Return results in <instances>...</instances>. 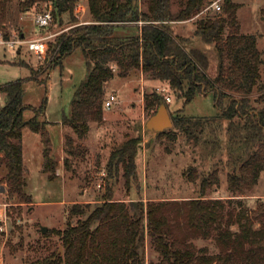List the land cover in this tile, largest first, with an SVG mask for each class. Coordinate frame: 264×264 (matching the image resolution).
<instances>
[{
	"label": "trees",
	"instance_id": "obj_1",
	"mask_svg": "<svg viewBox=\"0 0 264 264\" xmlns=\"http://www.w3.org/2000/svg\"><path fill=\"white\" fill-rule=\"evenodd\" d=\"M13 0H0V26ZM49 1L52 16L60 19L67 14L73 24L78 0H24L18 9L28 10L32 4ZM204 0H186L177 13L170 0H147L146 9L138 0H88L92 23L75 25L70 31L57 34L49 43L45 69L62 68L65 57L81 49L86 74L74 87L69 111L62 113L61 123L70 127L78 139L89 130V122H101L108 82L116 75L125 77L140 69L149 78L165 82L183 104L201 93H212L218 114L214 117L186 116L182 110L171 112L173 128L189 137L219 147L220 120H227L226 164L227 189L232 196L250 192L264 170V93L253 99L255 90L263 91L261 67L263 52L257 47L254 34L242 33L237 17L239 4L225 0L220 10L196 22L194 36L212 46L217 74L208 75L210 56L193 44L190 38L173 34L168 23L188 19L199 13ZM138 21L142 22L139 26ZM9 39L8 33H3ZM31 77L38 79L32 70ZM6 101L0 106V184L7 187L8 197L19 203L31 202L24 191L26 185L23 161L22 130L28 127L41 136L43 172L54 175V160L47 127L43 117L45 102L33 108V116L24 117L27 105L21 79L0 86ZM169 96V95H168ZM148 117L161 104L168 109L166 95L152 91L144 94ZM43 117V118H42ZM210 132V133H209ZM169 136V130L158 137ZM140 139L131 137L114 149L106 165L109 179L116 178L123 167L126 183L136 178V155ZM67 143L73 140L67 137ZM64 165H68L67 160ZM187 177H195L190 168ZM219 183L216 170L201 178L199 196L182 201H147L141 198L127 204L103 195L85 219L70 225L60 235L59 247L45 257L44 264H146L140 252L145 233L149 236L160 261L149 264H264V200H257L252 209L240 200L208 199L206 190ZM72 211L82 213L74 204ZM235 226V228H233ZM213 238L216 254L202 253L192 239Z\"/></svg>",
	"mask_w": 264,
	"mask_h": 264
},
{
	"label": "rangeland",
	"instance_id": "obj_2",
	"mask_svg": "<svg viewBox=\"0 0 264 264\" xmlns=\"http://www.w3.org/2000/svg\"><path fill=\"white\" fill-rule=\"evenodd\" d=\"M18 1L24 0H13L4 15L3 33H8L12 38L15 32L20 38L23 36L24 43L19 47L20 53L0 45V86L18 79L23 81V103L29 106L24 111L25 118L33 116V108L38 109L45 102L43 117L50 122L47 127L51 145L49 155L54 160L55 167L53 176L42 171L44 159L41 136L27 126L24 127V191L31 197V202L19 203L17 198L8 197L6 185L0 184V187L5 189L3 193L0 192V203L10 204L7 231L0 236V247L4 245V264H44V258L58 247L59 253H62L60 235L56 232L85 219L100 203L103 195L111 194L115 201H123L126 204L139 198L145 203L193 199L199 196L201 178L216 170L219 183L206 190L208 199L240 200L244 207L249 209L255 206L257 200H264V170L250 192L232 196L227 189L226 176L231 171L226 164L227 153L224 149L227 141V120H220V142L215 151L210 145L204 144L203 137L197 140L173 126L166 129L169 130V136L158 137V133L151 131H145L140 136L139 129L149 118L144 104L145 93L156 91L164 96L169 95L170 114L182 110L186 116L214 117L218 114V108L211 92H199L192 101L184 105L165 82L149 78V75L140 69L133 70L125 77L117 76L115 71V77L107 84L105 96L108 97L110 92L115 91L118 101L113 103L110 109H103L101 122L90 121L86 135L78 139L70 127L61 123V118L63 112L69 111L74 87L86 74L81 49L77 48L65 57L62 68L56 66L53 69H45L47 52L44 55H36L28 49L25 41L54 34L47 40L49 45L56 39L57 34L70 31L75 25H80V21L92 23L88 7H85L83 16L82 13L78 14L81 19L78 18L75 24L64 14L61 25L60 19L53 17L48 27L39 28L35 24V17L51 3L35 2L28 10L21 11L18 9ZM87 1L78 0L76 6H87ZM146 1L138 0L140 9H146ZM214 1L222 5L225 0H204L198 14L168 23L174 35L180 38L188 37L195 46L208 52L210 77L217 74V62L210 52L212 46L203 43L199 38L196 39L193 30L198 20L218 12L211 7ZM232 1L237 4L243 1V4H239V7L243 5L242 8L237 11L240 31L256 35L257 47L264 55V0ZM185 3L186 0H170L171 11L177 13L185 7ZM32 70L38 73V79L31 77ZM261 83L264 85V65L261 67ZM262 93L264 90H255L253 99L260 97ZM0 98L3 105L6 98L1 90ZM67 137L73 140L71 146L67 143ZM131 137L140 139L135 159L136 178L127 184L120 164L117 177L109 179L106 165L110 153ZM65 160L68 165H64ZM190 168L196 169L195 177H187L186 173ZM102 172L105 176H101ZM4 174L3 168L0 170V177ZM98 184L102 186L98 187ZM74 204L79 206L81 214L72 211ZM42 227L47 228L44 233L41 232ZM192 242L202 253L218 252L213 238L195 237ZM140 252L146 264L160 261V255L146 233ZM57 264H64L63 259Z\"/></svg>",
	"mask_w": 264,
	"mask_h": 264
},
{
	"label": "built area",
	"instance_id": "obj_3",
	"mask_svg": "<svg viewBox=\"0 0 264 264\" xmlns=\"http://www.w3.org/2000/svg\"><path fill=\"white\" fill-rule=\"evenodd\" d=\"M1 1H6V0H1ZM84 4L82 5H77L75 8V16H77L76 18L81 19L80 17H78L79 13L83 14L86 12ZM211 7L214 8L216 11L220 10V5L217 1L212 2ZM52 10L53 7L51 5H49L43 12H41L40 14H38L35 17V24L36 26H38L39 28H46L49 26V24L51 23L53 16H52ZM88 22H83L80 21L79 24L83 25V24H87ZM139 26L142 25L141 21H138L137 23ZM14 37L9 38V39H4L3 37V25L0 26V45H5L7 46L11 51L13 52H17L19 51V47L21 44L24 43V39L21 36V38L15 34L14 32ZM54 36L53 35H49L47 37H36L33 39H29L26 40L25 43L28 45V49L31 50L32 52H34V54L36 55H44L47 50H48V38ZM117 99V95L114 92L109 93L108 97L105 98L104 103H103V107L104 109H110V107L113 105V103L116 101ZM166 101L169 102L170 101V97L168 95H166ZM2 105V99L0 98V106ZM101 176H105V173L102 172ZM101 184H98V187H101ZM10 206L9 203L7 202H3L0 203V236L3 235L4 233H6L7 231V227H8V221H9V216H8V207ZM3 246L2 245L0 247V264H4L5 260H4V255H3Z\"/></svg>",
	"mask_w": 264,
	"mask_h": 264
},
{
	"label": "water",
	"instance_id": "obj_4",
	"mask_svg": "<svg viewBox=\"0 0 264 264\" xmlns=\"http://www.w3.org/2000/svg\"><path fill=\"white\" fill-rule=\"evenodd\" d=\"M173 126L171 116L165 104H161L157 111L151 115L143 126L140 127V136L143 135L145 131H151L160 133L168 128ZM4 187H0V192H4ZM47 230L46 227L41 228V232H45Z\"/></svg>",
	"mask_w": 264,
	"mask_h": 264
},
{
	"label": "crops",
	"instance_id": "obj_5",
	"mask_svg": "<svg viewBox=\"0 0 264 264\" xmlns=\"http://www.w3.org/2000/svg\"><path fill=\"white\" fill-rule=\"evenodd\" d=\"M240 2H242V3H240ZM238 4H243V1H240ZM85 5V4H84ZM86 6V5H85ZM243 6V5H242ZM242 6L241 7H239V8H242ZM257 10V8H255L254 9V11H256ZM193 32H194V30H193ZM242 32V31H241ZM243 33V32H242ZM23 37V36H22ZM257 37V36H256ZM185 38H188V37H185ZM258 38V37H257ZM259 49V48H258ZM18 53H20V50L18 51ZM112 92H114V93H116L115 91H112ZM111 93V92H110ZM117 95V94H116ZM107 96H105V98H106ZM116 101H118V95H117V99H116ZM115 101V102H116ZM114 102V103H115ZM23 161H24V158H23ZM25 162V161H24ZM27 177H28V174H27ZM25 187H26V185H25Z\"/></svg>",
	"mask_w": 264,
	"mask_h": 264
}]
</instances>
